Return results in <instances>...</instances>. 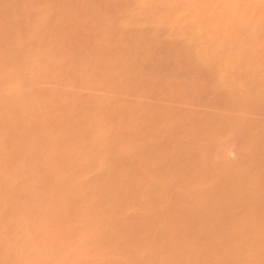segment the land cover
<instances>
[{"label":"bare ground","instance_id":"obj_1","mask_svg":"<svg viewBox=\"0 0 264 264\" xmlns=\"http://www.w3.org/2000/svg\"><path fill=\"white\" fill-rule=\"evenodd\" d=\"M0 264H264V0H0Z\"/></svg>","mask_w":264,"mask_h":264}]
</instances>
